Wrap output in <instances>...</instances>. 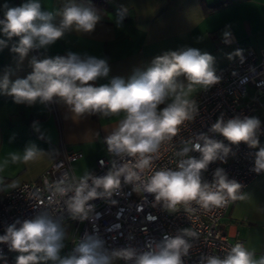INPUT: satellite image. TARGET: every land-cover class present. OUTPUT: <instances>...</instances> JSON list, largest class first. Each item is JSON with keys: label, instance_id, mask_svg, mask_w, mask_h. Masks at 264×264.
Wrapping results in <instances>:
<instances>
[{"label": "clouds", "instance_id": "obj_1", "mask_svg": "<svg viewBox=\"0 0 264 264\" xmlns=\"http://www.w3.org/2000/svg\"><path fill=\"white\" fill-rule=\"evenodd\" d=\"M2 10L0 33L4 39H0V50L17 38L10 51L20 62L31 51H46L66 34L92 33L103 19L102 10L91 0H62V5L52 10L42 6L41 0H26L19 6L5 3ZM127 12L124 7L117 10V27L122 26ZM230 35L228 31L223 33L225 43L230 42ZM234 56L242 59V50L228 58ZM215 62L210 53L185 46L155 56L143 69H134L127 79L113 77L108 83L94 86L95 81L109 76L107 58L72 51L43 58L33 56L29 61L32 71L25 78L12 81L7 73L0 78V94L11 96L16 104L29 106L59 101L69 108L75 121L91 115L122 117L104 138L108 154L115 158L105 175L87 172L77 178L64 173L49 186L50 203L62 200L71 219H89L94 209L89 202L110 200L119 193L122 183L131 185L138 195H153L154 205H161L164 210L207 212L248 196L242 192L243 185L230 179L223 168L214 171L211 183L202 179V172L211 163H226L234 155L232 145L258 149L251 170L264 172L258 117L225 120L221 115L208 131L219 134L228 144L201 133L182 142L174 168L153 170V162L161 145L177 137L199 114L193 94L208 91L221 82ZM193 152L199 153L198 158L190 155ZM42 154L31 144L25 147L22 157L13 154L11 160L15 163L22 159L26 163ZM4 187L15 189L17 182L0 187V192ZM66 237L63 217L41 208L33 218L16 219L7 225L0 235V244L17 254L15 264H115L116 260L131 264H184L183 258L189 255L191 241L198 239V233L191 228L180 229L176 235L165 234L161 240L149 243L145 250L130 246L109 250L98 235H85L74 244L71 253L61 255ZM2 259L5 257L0 253ZM201 264H264V255L257 258L254 251L237 242L222 255L202 257Z\"/></svg>", "mask_w": 264, "mask_h": 264}, {"label": "crops", "instance_id": "obj_2", "mask_svg": "<svg viewBox=\"0 0 264 264\" xmlns=\"http://www.w3.org/2000/svg\"><path fill=\"white\" fill-rule=\"evenodd\" d=\"M104 1L99 6L91 0L102 10L103 17L92 33L66 34L46 51L29 52L23 62L10 51L17 39L13 38L8 47L0 50V78L5 73L12 81L25 78L32 71L29 61L33 56L66 55L69 51L108 59L109 76L95 81L94 86L108 83L113 77L127 79L134 69H143L155 56L185 46L213 55L216 69L233 60L236 56L229 59L228 55L238 48L252 47L259 56L264 53V0ZM24 2L0 0V19H3L5 3L19 6ZM41 3L52 10L60 7L62 0H41ZM121 7L128 10V15L122 26L117 27L115 15ZM225 31L231 34L229 43L223 40ZM0 39H4L2 33ZM121 118L120 115H91L75 121L69 108L59 101L24 106L14 103L11 96L0 94V176L8 177L11 183L17 182V186L36 180L51 165L55 149L59 152L81 150L83 156L96 150L100 154L96 159L106 157L101 155L108 156L104 138ZM31 144L43 154L26 163L22 159L13 163L12 155L22 157L25 147ZM242 192L248 196L229 205L222 226L229 236L242 239L259 258L264 253V173ZM64 227L68 250L74 227L70 224ZM14 255L11 252V259Z\"/></svg>", "mask_w": 264, "mask_h": 264}, {"label": "built area", "instance_id": "obj_3", "mask_svg": "<svg viewBox=\"0 0 264 264\" xmlns=\"http://www.w3.org/2000/svg\"><path fill=\"white\" fill-rule=\"evenodd\" d=\"M238 50H242V59L236 56L217 69V73L222 76L221 82L208 91L194 95L198 102L199 114L187 128L181 129L177 137L161 145L158 158L153 162V170L161 167L174 168L179 159L176 153L183 146L182 142L192 136L207 133L211 138L228 144L219 134L208 131L221 115L225 120L236 116L258 117L261 121L259 140L261 146H264V53L259 56L252 47ZM231 147L234 155H230L226 163L219 160L211 163L208 169L202 172V179L211 183L214 171L223 168L230 179H235L243 185V191L264 173L257 174L251 170L258 149H250L245 144ZM190 155L198 158L199 153L193 152ZM82 156L81 150L59 152L55 149L54 160L38 179L23 182L15 189H8L0 199V235H3L7 225L16 219H31L41 208H47L54 215L63 217L64 224L74 227L68 254L72 252L74 244L85 235H98L109 250L129 246L145 250L149 243L161 240L165 234L176 235L180 229L191 228L198 233V239L191 241L193 247L189 255L183 258L184 264H201L202 257L211 254L222 255V251L233 244L243 242L237 236H229L222 226V218L232 202L223 208H214L207 212H174L164 210L161 205H154L153 195H138L131 185L123 183L119 193L114 194L110 200L96 199L89 202L94 206L89 219H71L62 200L50 203L49 186L58 181L64 173L75 175L71 166ZM114 159L109 154L106 157H98L95 159V168L90 173L95 176L105 175ZM116 162L120 163L119 160ZM0 253L5 257L0 260V264H13L7 245L0 244ZM118 261L119 264H131L124 260Z\"/></svg>", "mask_w": 264, "mask_h": 264}, {"label": "rangeland", "instance_id": "obj_4", "mask_svg": "<svg viewBox=\"0 0 264 264\" xmlns=\"http://www.w3.org/2000/svg\"><path fill=\"white\" fill-rule=\"evenodd\" d=\"M96 150H93V152H85L84 156L77 160L76 162H74L72 164V170H73V174H75V176L77 178L82 177L83 175H85L87 172H90L93 167H94V159H96V157L98 155H100L99 153L95 152ZM101 155H105L107 156V153H101ZM0 180L3 181V185H0V187H3L4 185H10L11 180L8 177L5 176H0ZM8 189V187H4L3 192H0V197L4 194V192H6ZM68 251H67V244L64 241V248L62 249L61 255H67ZM17 255V254H16ZM16 255L13 256L12 261L13 264H15V257Z\"/></svg>", "mask_w": 264, "mask_h": 264}, {"label": "trees", "instance_id": "obj_5", "mask_svg": "<svg viewBox=\"0 0 264 264\" xmlns=\"http://www.w3.org/2000/svg\"><path fill=\"white\" fill-rule=\"evenodd\" d=\"M97 4L104 5L105 1L104 0H94ZM1 198V197H0Z\"/></svg>", "mask_w": 264, "mask_h": 264}]
</instances>
